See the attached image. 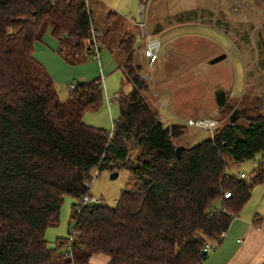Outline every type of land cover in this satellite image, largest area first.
I'll return each mask as SVG.
<instances>
[{
	"label": "trees",
	"instance_id": "16d2710c",
	"mask_svg": "<svg viewBox=\"0 0 264 264\" xmlns=\"http://www.w3.org/2000/svg\"><path fill=\"white\" fill-rule=\"evenodd\" d=\"M93 23L88 0H0V264H91L97 254L107 264H196L264 182V160L248 179L228 172L264 151V113L243 111L244 121L219 124L213 137L181 145L177 155L185 127L164 126L146 101L135 32L109 10L102 33L94 26L97 39L106 45L120 35L122 84L131 90L119 93L111 135L86 124L84 112L104 100L101 78L77 82L61 99L33 49L49 31L61 58L77 64L91 54ZM95 168H126L132 183L113 206L72 205L75 234L65 255L69 236L51 248L45 229L58 224L64 196L90 195L85 182Z\"/></svg>",
	"mask_w": 264,
	"mask_h": 264
},
{
	"label": "rangeland",
	"instance_id": "374dc122",
	"mask_svg": "<svg viewBox=\"0 0 264 264\" xmlns=\"http://www.w3.org/2000/svg\"><path fill=\"white\" fill-rule=\"evenodd\" d=\"M139 1L104 0L108 7L116 11L124 25H128V31L133 29L126 19L133 18L137 23L145 19L147 31L158 35L161 40V52L154 64H149L139 52L136 54L141 66L136 74L148 84L144 97L153 109H158L163 125L185 127L184 137L174 141L177 146H191L211 136L206 130L187 125L188 118L211 116L219 121L221 127L230 121L235 109H238L236 118L241 121H244L243 111L245 114L264 113V0ZM88 4L95 14L96 24H93L102 33L109 9L103 5L100 7L98 0H88ZM138 31L141 32V29ZM119 38L120 35L115 34L106 45H102L100 52L106 56L113 55L120 65L124 54L118 48ZM88 44L85 42L87 47ZM221 54L226 57L211 63L213 57ZM88 56L87 63H96L92 54ZM67 69L75 68L67 66ZM57 70L49 73L59 97L64 99L70 84L75 85L81 80L75 77L65 80L64 86H56L65 75L60 68ZM103 78H106L104 81L101 78L103 103L97 109L85 111L83 121L110 133L120 114L119 93L127 94L131 85L122 84L123 74L119 69L103 71ZM219 88L226 94L227 104L223 108L215 102V92ZM106 93L110 103H107ZM262 160L264 151L239 164H231L228 172L239 177L243 174V178L248 179ZM114 172L117 176L111 178ZM131 183V174L126 168L111 172L95 168L92 170L89 194L98 198L99 204L113 206L121 191ZM75 203H78L76 198L64 196L58 224L45 229L44 236L49 247H56L58 238L69 236L70 228L75 225L70 218L71 207ZM213 207L221 211L224 203L216 199ZM102 256H99L100 260Z\"/></svg>",
	"mask_w": 264,
	"mask_h": 264
},
{
	"label": "crops",
	"instance_id": "0c3cea01",
	"mask_svg": "<svg viewBox=\"0 0 264 264\" xmlns=\"http://www.w3.org/2000/svg\"><path fill=\"white\" fill-rule=\"evenodd\" d=\"M105 3L106 2L103 0L104 6H107ZM108 9L112 10L110 7H108ZM126 20L129 22V26H131L133 31H135L134 34L136 36L139 31L135 27V19L131 18L130 20ZM126 26L128 28V25ZM98 42L100 43L99 46L101 51L103 43L99 40ZM58 47L59 40L49 31H47L43 35V38L34 44L33 49L34 57L44 65V67L48 70V73L51 71L55 73L58 71L57 69L60 68L65 74L63 76L64 79H60L61 82L56 86H64L66 84L64 82L65 80L75 77H77L78 80H81L79 82H86L88 80L90 81L96 77H101L102 80H106V78H103V71L119 69L122 72L116 57L113 55L106 56L101 52H99L101 54H98V58H95L96 63H87L85 60L88 59V56L86 59L81 60L77 64L68 65V63H66L58 54ZM67 66H74L75 69H67ZM108 96L109 95L106 93L107 103H110L111 101L108 102ZM203 112L204 114H208L206 111ZM250 175H252V173ZM211 244H216V248L213 251H210L202 261L196 264L264 263V182L255 184L253 186L249 199L242 205L238 213L232 218L230 225L222 239L219 241V243L212 242ZM100 255L101 254L93 255L90 259L91 264H107L109 261L108 257L103 255L101 257L102 259L100 260Z\"/></svg>",
	"mask_w": 264,
	"mask_h": 264
},
{
	"label": "built area",
	"instance_id": "2783aa9c",
	"mask_svg": "<svg viewBox=\"0 0 264 264\" xmlns=\"http://www.w3.org/2000/svg\"><path fill=\"white\" fill-rule=\"evenodd\" d=\"M87 1V0H86ZM142 8L145 10V5L142 4ZM138 29H141V32H139L134 39V44H135V53L141 54L143 55V57L148 61L149 64H154L155 61L158 58L159 52L162 48V42L159 39L158 35L153 34V33H149L146 29V20H142L141 22H136L135 24ZM97 30L94 27V24L91 25L90 27V34H91V54L93 59L98 58V54L100 52V46H99V42L97 39ZM70 90L69 92H71L74 89V85L71 83L70 84ZM111 100L108 99V102H110ZM187 125L189 126H194L196 128L199 129H203L206 130L208 132H210V137H213V133L214 131L217 129L218 125H219V121L215 118H212L211 116H207V115H200L196 118H188L186 121ZM114 130V123L112 124V131ZM243 174L240 175L241 178H243ZM85 185L90 188V181H86ZM230 193L229 192H225L224 193V197H229ZM99 203V199L96 197H93L92 195H84L83 197H81L78 201L79 207L85 206V205H90V204H98ZM75 234L74 231V227L70 228V232H69V243L68 246L66 247V251H65V255H67L70 251L69 249V245L72 241V238ZM216 248V244H211V243H206L204 245L203 251L205 253H209L210 251H213Z\"/></svg>",
	"mask_w": 264,
	"mask_h": 264
},
{
	"label": "water",
	"instance_id": "95a60500",
	"mask_svg": "<svg viewBox=\"0 0 264 264\" xmlns=\"http://www.w3.org/2000/svg\"><path fill=\"white\" fill-rule=\"evenodd\" d=\"M225 57H226L225 54H221V55L215 56V57H213L211 59V63L218 62V61L224 59ZM215 102L220 108H223V107L226 106V104H227L226 94H225V91L223 89L219 88V89L216 90V92H215ZM237 114H238V109H235L233 111V113L230 115V121H234L236 119V117H237ZM182 148H183V146H181V145L176 147L177 155L180 154ZM116 176H117L116 172L111 174V178H114Z\"/></svg>",
	"mask_w": 264,
	"mask_h": 264
}]
</instances>
